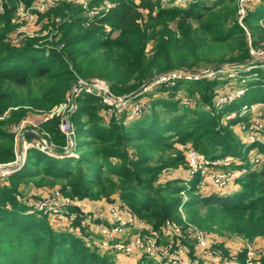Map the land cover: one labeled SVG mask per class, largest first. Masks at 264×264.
I'll return each instance as SVG.
<instances>
[{
	"label": "rangeland",
	"instance_id": "obj_1",
	"mask_svg": "<svg viewBox=\"0 0 264 264\" xmlns=\"http://www.w3.org/2000/svg\"><path fill=\"white\" fill-rule=\"evenodd\" d=\"M3 1H6L8 6L13 9L12 19L15 20V25L9 31L10 35L18 37L23 34V30H28L29 26L32 25L33 38L36 40L35 46L37 48L44 49L47 54L55 49L64 51L69 56L67 59L70 62L76 60L78 66L74 67L81 69L82 76H79L73 85L79 81L94 83L98 80L106 84L105 91L92 93V95L101 98L104 106H98V101L91 99L85 102L86 107L82 110H79V96L75 102L69 92L64 95V98H59V88L53 80L37 77L29 86L12 85L16 105L10 107L4 117H0V121L4 130L13 136L14 156L11 159H0V190L1 188L9 190V194L16 203L13 205L10 201L9 203L6 202L5 207L13 209L17 205L19 211V209L27 206V209L25 207L26 210L22 211L21 209V214L35 211L38 212V216H41L39 213H44V206L45 208L48 205L50 206L49 201H52V203L54 201V205L60 203L61 205L58 204V206L64 211L57 215L54 212L47 214L48 223L56 230L70 231L77 234L92 249H96L101 253L112 254L118 264H141V262L143 264H164V261H158L146 255L141 256L140 253L132 256L126 255L100 245L101 235L99 230L103 224L109 223L107 219L109 218L108 211L116 205H119L126 212L124 215L126 219L131 220L129 218H133L137 222H143L142 226L144 227L149 226L159 229L162 236L161 244L175 240L177 243L175 251L184 256L189 263L223 264L221 258L228 257L236 264H247L246 243L252 242L258 246H264V233L256 235L254 238L250 237L246 234V229H240L235 225L237 222L236 215L229 212H218L211 207L199 210L198 206L188 207L186 204L189 199V191L193 190L194 186H196L198 192L204 195L206 192H208L207 194L214 193L213 191H217L219 194L235 191L234 194H236L241 188L238 178L247 171L245 165L235 167V164L245 163L244 158L241 159L237 154L230 153L215 158L211 157L200 150L201 146L196 147V138L181 141L175 132H172L170 136V140L173 141L171 147L149 142H146L142 147L127 146V154L133 159L142 158L143 156L150 158L145 165H143V162L139 163V166L151 168L141 175L140 179L147 178L151 180L157 192L155 195L156 200L166 205L162 216L157 218L134 210L133 207L123 201L120 195L119 177L117 174L110 172L111 166L106 169L105 174L112 177V181L106 186L112 188V191L98 195L95 190H92L87 192L85 196H81L74 194L73 188L68 185L70 177L56 178L46 174L45 170L49 169L50 161L49 159L45 160L44 157L40 158L39 154L42 152L44 156L65 158L67 156L75 157L81 152L86 153L89 150L101 148L103 146L100 144L97 146L78 145L77 140L81 132L78 126L79 121L84 122L87 128L86 131L93 128L91 126H93L94 121H100V125L103 127L110 126L115 120L120 119L123 120L124 124H129L134 119L141 118L150 111L152 112L155 103L158 104L153 109V113L163 118L170 108V105L164 104V102L170 101L176 103L178 112L184 110L189 111L188 113L195 110L208 112L210 118H215V122L213 121L215 124L213 125L221 132V136L230 135L240 142L241 147L245 149L243 153L248 156V162L254 168L264 167V33L260 36L263 40L259 45L250 47L252 59L249 62L241 63L229 59L218 70H213L212 68L215 65L207 63H203L200 69L176 66L153 74V76H156L172 71L181 72L182 76L178 79H172L171 83L155 82L153 79L147 84L146 89L136 95L133 94L146 80L131 93L117 94L114 91L113 83L123 81L124 75L135 77L136 72L133 69H127L128 58L109 59L104 54V48H99V51L93 54L88 50L86 55H72L76 49L86 46L87 43H79L78 39L73 40V38L70 43H66L62 39L63 32L60 24L70 23L73 19L70 15V9H65V15L51 16L49 14L45 15V13L65 4H72L80 8L85 19L75 26L76 29L70 34L73 36L84 32L80 29L82 23L83 27L84 25L88 27L99 24V21H96L97 19L93 22L88 20L87 15L90 9L101 12L106 8H110L107 11L109 13L119 0H58L54 5L43 11L44 15L39 14L33 8L32 21L22 19L23 22L17 18L19 6L23 2L27 10L30 6H34V2L38 0ZM83 1L88 2V9L84 8ZM134 1L139 2L141 0ZM195 1H206L211 4L214 0H157L158 5L155 7L153 14L159 11L160 6L164 9L174 6L188 8ZM260 3L261 0H245L244 11L239 12L238 22L246 30L249 40L252 39V33L248 27V11L255 9ZM4 8L5 6H2L0 11H4ZM143 12L142 23L148 20V11L143 10ZM57 17H62L60 23L56 21ZM260 22L264 25L263 20ZM100 24L102 23L100 22ZM102 26L109 40L119 38L120 30L115 28L116 25L104 21ZM170 26L178 31L175 22H172ZM6 38L10 39L8 34ZM22 41L25 40L22 39L20 42ZM156 42L153 38L147 39V55L154 52ZM193 70L203 72V75L199 78L192 77L189 74L190 71L194 72ZM206 80H215V85L210 86V89L206 91L208 94L213 92L211 99L209 98L212 100L211 102H208L197 90L198 82H206ZM188 86L194 89H188ZM74 103L76 104L74 105ZM244 106H248L249 109L246 108L245 110ZM54 118L58 119L59 129L66 135L64 142L55 140L52 131L48 129L51 127L52 121L56 120ZM67 123L70 127L68 130H66ZM203 142V145L212 143L206 138ZM249 146L250 149H247ZM60 147L63 150L60 151ZM190 148H196L208 160L221 161V163L211 162L208 165L209 167H203L207 168L206 171L200 169L201 171L192 172L187 159V152ZM177 157L182 158L179 165L166 166L160 173L159 171L155 173L153 168ZM228 158L232 160L234 158L237 161L231 160V163H227L225 160H228ZM139 160L142 161L143 159ZM114 162L120 164L121 161L115 157ZM134 164L133 168H136L137 164ZM16 166L18 169L12 171ZM221 173H228L229 177H232L231 182L225 185L215 183L214 180ZM13 174L16 176L25 175V177L15 185L17 182L11 178ZM231 186L236 188H231ZM102 212L106 213L104 218L101 217ZM83 221L85 222L83 223ZM172 222L179 226L178 232L170 227ZM197 230L203 231L215 243L217 255H207L198 246L194 235ZM253 258L263 259L264 256L255 255Z\"/></svg>",
	"mask_w": 264,
	"mask_h": 264
},
{
	"label": "trees",
	"instance_id": "obj_2",
	"mask_svg": "<svg viewBox=\"0 0 264 264\" xmlns=\"http://www.w3.org/2000/svg\"><path fill=\"white\" fill-rule=\"evenodd\" d=\"M157 5V0H119L109 13L96 20L99 24L83 27L82 23L80 29L84 32L73 36L70 34L76 29L75 26L85 19L80 8L65 4L53 8L47 14L65 15V9H70L71 18L74 20L60 24L62 39L66 43H70L72 38L78 39L79 43H87L86 46L76 49L72 55H86L88 50L93 54L97 53L99 48H104V54L109 59L128 58L127 69H133L136 72L135 77L123 74V81L113 83L117 94L131 93L153 77L154 73L176 66L200 69L203 63L217 65L229 59L241 63L249 62L252 59L250 47L258 46L264 39L260 38L264 33V25L260 22L264 21V0H261L255 9L248 11L251 40L238 22L240 0H214L211 4L195 1L188 8L174 6L164 9L159 5V11L153 14ZM4 6V11H0V116L16 105L12 85L29 86L37 77L53 80L57 83L59 98L62 99L79 76H82L81 69L75 68L78 66L76 60L70 62L64 51L55 49L47 54L44 49L35 46V38L26 39L18 45L10 43L6 36L13 27V9L7 2ZM143 10L148 11V20H144V23L141 22L144 18ZM104 21H109L120 30L118 39L107 38L102 26ZM172 22L176 23L178 31L171 28ZM149 38L157 41L151 55L146 53ZM198 85V92L211 102L213 92L208 94L206 91L215 85V80L199 81ZM188 89L194 88L188 86ZM91 99L98 101V106H104L99 96L82 94L78 98L79 110L84 109L85 102ZM157 104L153 105V109ZM164 104L170 105V108L163 118L154 114L152 109V112L134 119L129 124H124L120 119L110 126L103 127L100 121H94L91 126L93 128L88 131L84 122L79 121L81 132L77 140L78 145L100 144L103 147L65 158L44 156V153L40 152L39 157L49 159L51 164L45 173L56 178L70 177L68 185L76 195L85 196L92 190L101 195L112 191V188L106 187L112 177L105 174L106 169L111 166L110 172L119 177L123 201L134 210L153 218L161 217L166 205L156 200L157 192L153 182L147 178L140 179L141 175L151 168L139 166V163L143 162L145 165L150 158L143 156L133 159L127 154L126 147H142L146 142L171 147L173 141L170 136L175 132L181 141L196 138V147L201 146L200 150L211 157L237 154L241 159L244 158L245 163L235 164V167L245 165L247 168L238 178L241 188L236 194L204 195L194 186L193 190L189 191V199L186 202L188 207L198 206L199 210L211 207L218 212H229L236 215L235 225L246 229L248 236L254 238L264 233V167L254 168L248 162V156L243 153L245 149L241 147L240 142L230 135L221 136V132L213 125L215 118H210L208 112H178L175 102L165 101ZM54 119L56 120L52 121L48 129L52 131L55 140L64 142L66 135L60 131L58 119ZM205 138L212 143L203 145ZM14 146L13 136L4 130L0 121V159L13 158ZM248 148L250 149V146ZM115 157L122 163L114 162ZM181 160L180 157L173 158L153 169L155 173H160L166 166L179 165ZM134 163L137 164L136 168H133ZM24 177L25 175L15 174L11 176L12 180L17 182L15 185ZM9 201L13 205L16 203L9 190L1 188L0 264H118L112 254L92 249L77 234L54 229L46 219L47 214L39 213L41 216H38L35 211L21 214V209L26 210L27 206L19 211L17 205L13 209H7L5 204Z\"/></svg>",
	"mask_w": 264,
	"mask_h": 264
},
{
	"label": "built area",
	"instance_id": "obj_3",
	"mask_svg": "<svg viewBox=\"0 0 264 264\" xmlns=\"http://www.w3.org/2000/svg\"><path fill=\"white\" fill-rule=\"evenodd\" d=\"M2 2V0H0ZM23 0H21L22 2ZM58 0H38L34 2V6H30L27 10L25 9V5L22 2L21 6H19L17 10L18 20L22 21V19H27L29 21H32L33 19V11L34 8L38 13L45 11V9L51 7L54 5ZM84 8L88 9V2L83 1ZM244 3L245 0H241L240 3V10L239 12L244 11ZM108 5V4H107ZM3 4L0 5V9L2 8ZM46 9V10H47ZM110 8H106L105 10H102L101 12H98V10L90 9L88 11V20L90 22L95 21L98 18H101L106 15L107 11ZM56 21L60 23L62 21V17H57ZM23 22V21H22ZM58 28V25H57ZM24 37V34H20L18 37H12L10 39V42L12 44L19 43ZM212 73V72H211ZM192 77L199 78L203 75V72H191L190 74ZM181 72H167L165 74L156 75L154 78L155 82H170L172 79H178L180 78ZM190 76V78H192ZM153 81V82H154ZM106 84L105 82L97 81L94 83H89L86 81H79L76 82L71 90L69 91V95L72 97V100L75 102L76 98L78 96H81L84 93H99L101 91H105ZM146 89V88H145ZM111 96V94H110ZM76 103H74L75 105ZM245 110L248 108V106H244ZM249 109V108H248ZM244 116V115H243ZM0 117H4L0 116ZM67 129H70L69 124H66ZM46 147V146H45ZM187 159L189 161L190 167L192 169V172L206 171L203 168L205 166L209 167L208 165L212 163H221V161H213L208 160L205 158V156L198 151L196 148H190L187 152ZM225 160L227 163H231L233 160L236 162L237 159ZM231 161V162H230ZM18 169V167H14L12 171ZM201 169V170H200ZM232 177L225 173H221L217 175L216 179L214 180L215 183H218L219 185H225L227 183L231 182ZM50 206L48 205L46 208L44 206V214H51V212H54L56 215L60 212L62 213L64 210L61 209V207L58 206L60 203H55L57 205H54V201H49ZM74 203V202H73ZM70 204V202H69ZM61 205V204H60ZM72 205V204H71ZM109 213V223L103 224L102 228L99 230L100 232V245L104 248H110L113 249L116 252H121L126 255H135L136 253H140L142 255H146L148 257L154 258L156 260H163L164 264H192L189 263L184 256L179 254L178 251H175V246L177 245L175 240L167 241L165 244H161V232L159 229L149 227V226H142L143 222H137L133 218H129L131 220H128L124 217L125 211L118 205L113 206L108 211ZM104 213V214H103ZM105 212L101 213V217L104 218L106 215ZM85 221H83L84 223ZM170 227L178 232L179 226L172 222ZM127 228L135 229L136 231L130 232ZM140 230L138 231V229ZM195 238L198 246L203 250L205 254L209 255H217L216 246L215 243L201 230H197L195 233ZM247 249V264H264V258H253L255 255L264 256V246L263 245H255L252 242H247L246 247ZM223 264H236L234 261L229 260L228 257L221 258Z\"/></svg>",
	"mask_w": 264,
	"mask_h": 264
},
{
	"label": "crops",
	"instance_id": "obj_4",
	"mask_svg": "<svg viewBox=\"0 0 264 264\" xmlns=\"http://www.w3.org/2000/svg\"><path fill=\"white\" fill-rule=\"evenodd\" d=\"M6 1H3L2 0V2L0 1V4H3V6H4V3H5ZM39 14H43V12H39ZM44 15V14H43ZM45 15H47V13H45ZM12 22H13V25H15V20H13L12 19ZM31 24V23H30ZM29 24V25H30ZM19 31H21L20 29H19ZM24 32H22L23 34H24V37H23V39L24 40H26V39H29V38H33V26L32 25H30L29 26V28H28V30L27 29H25V30H23ZM8 34V36L10 37V39L12 38V37H14V36H12V35H10L9 34V32L7 33ZM7 39V38H6ZM10 39H7L9 42H10ZM22 42H24V41H22ZM22 42H19V43H16V45H18V44H21ZM11 43V42H10ZM15 45V44H14ZM233 186H231V188H232ZM233 188H236V187H233ZM214 193H219V192H215V191H213ZM208 192H206V194H207ZM235 193V191H227L225 194H228V195H232V194H234ZM130 232H133V231H136L135 229H130V228H127Z\"/></svg>",
	"mask_w": 264,
	"mask_h": 264
},
{
	"label": "water",
	"instance_id": "obj_5",
	"mask_svg": "<svg viewBox=\"0 0 264 264\" xmlns=\"http://www.w3.org/2000/svg\"><path fill=\"white\" fill-rule=\"evenodd\" d=\"M222 66H223V63H220V64L215 65L212 69H213V70H218V69H220ZM193 71L196 72V73H199V71H197V70H193ZM154 78H155V76H153V77H151L149 80H147L142 86H140L136 91H134L133 94L136 95V94L142 92V91L146 88L147 84H148L150 81H152Z\"/></svg>",
	"mask_w": 264,
	"mask_h": 264
}]
</instances>
